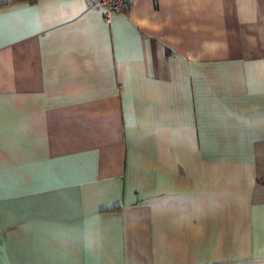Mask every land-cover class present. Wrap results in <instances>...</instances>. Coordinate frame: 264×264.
I'll list each match as a JSON object with an SVG mask.
<instances>
[{
	"label": "crops",
	"instance_id": "crops-1",
	"mask_svg": "<svg viewBox=\"0 0 264 264\" xmlns=\"http://www.w3.org/2000/svg\"><path fill=\"white\" fill-rule=\"evenodd\" d=\"M0 0V264H264V0Z\"/></svg>",
	"mask_w": 264,
	"mask_h": 264
},
{
	"label": "built area",
	"instance_id": "built-area-1",
	"mask_svg": "<svg viewBox=\"0 0 264 264\" xmlns=\"http://www.w3.org/2000/svg\"><path fill=\"white\" fill-rule=\"evenodd\" d=\"M131 0H96V6L104 12L105 18L111 20L113 15L123 12Z\"/></svg>",
	"mask_w": 264,
	"mask_h": 264
}]
</instances>
